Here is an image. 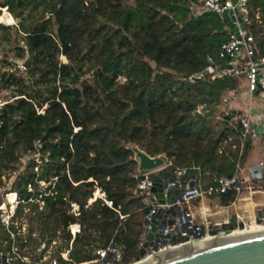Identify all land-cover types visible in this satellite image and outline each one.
<instances>
[{
	"label": "trees",
	"instance_id": "trees-1",
	"mask_svg": "<svg viewBox=\"0 0 264 264\" xmlns=\"http://www.w3.org/2000/svg\"><path fill=\"white\" fill-rule=\"evenodd\" d=\"M191 2L2 0L0 7L20 20L16 28L25 47L16 54L24 76L10 75L8 88H14L0 106V175L32 157L37 176L18 181L14 192L19 204L35 205L37 224L29 233L37 232L40 243L11 239L19 228L10 225L0 253L31 242L49 244L58 234L63 242L58 253L63 252L72 239L69 227L77 224L72 262L90 261L96 249L113 243L121 251L120 264H131L148 213L143 197L134 193L136 152L164 155L172 163L168 170L194 164L205 181L233 175L235 153L220 146L232 133L229 117L214 122V112L235 79L189 80L207 68L208 57L223 63L216 56L227 29L215 13L194 15ZM38 8V17L24 16ZM249 8L259 14L250 27L259 58L264 0H249ZM9 28L0 24V30ZM249 150L247 144L244 156ZM218 198L227 206L235 193Z\"/></svg>",
	"mask_w": 264,
	"mask_h": 264
},
{
	"label": "built area",
	"instance_id": "built-area-1",
	"mask_svg": "<svg viewBox=\"0 0 264 264\" xmlns=\"http://www.w3.org/2000/svg\"><path fill=\"white\" fill-rule=\"evenodd\" d=\"M191 10L194 15L199 16L203 13H215L221 16L224 10L233 11L234 21L233 24L237 28V34L231 33L227 29V38L225 42L220 46L216 59L223 61L222 64H217L211 58H207V68L202 72L189 77L191 82L201 81L207 77L211 80H222L226 77L244 79V91L248 94L247 104H242L239 98V92H242L237 87L227 90L221 97L222 115L229 117L227 122L232 129V133L224 139L220 146L229 145L231 151L235 153L234 158V173L231 177H210L207 181L204 180L200 168L191 165V168H173L170 160L163 161L162 166L147 171H139L134 175L135 179H139L135 195L143 197L144 207L148 210V213L144 216L143 222H149L153 214L158 209H172L174 216L169 214L167 219L172 220L171 226H165L166 231L170 232L169 238L165 237V233L162 231L163 239L167 245H158L156 251L146 253L140 258V261L152 258V255L165 251L166 247L175 248L184 246L190 242L202 238L203 227L197 224L194 220L195 217L192 212V206L195 201H199L201 210L207 213L208 208H204L201 204L204 200L219 199L218 196L227 192H234L235 199L224 209L234 206L237 202L242 200H251L252 196L264 193V182L260 172L264 169V161L260 162L251 171V177L256 182L246 180L241 177L243 171V163L245 160V148L247 144H251L259 137L258 123L255 119V115L263 114L264 107H258L255 105L254 100L263 99L264 93V56L256 58L255 39L250 32V27L253 20L259 21V14L255 13L254 18L251 17L249 0H236L235 6H232L231 0H192ZM246 25V29L240 28L241 23ZM243 105L244 108H241ZM202 107L198 106L196 113L200 114ZM223 120V117L221 121ZM264 133V129L262 130ZM154 159L156 157H150ZM189 170L194 171L193 174H189ZM163 173H167V184L164 188L165 192L168 189L178 190V194L173 195L174 202L170 204H159L157 198L150 193V180L160 178ZM191 187V193L186 194ZM245 196V197H243ZM110 206V203H107ZM191 205V209H190ZM180 210L183 217L188 218L190 222L191 231L182 232L180 230V218L177 211ZM236 215V214H235ZM237 216V215H236ZM238 218V216H237ZM239 219V218H238ZM162 219H159V222ZM227 223H223L226 225ZM222 224L216 223L213 225L217 235L227 233L229 230L220 231L218 228ZM76 227V231L72 232V239L68 250L57 253L56 256L50 254V251L44 250L35 259L28 258L26 256L19 255L17 250L12 248L8 251L0 253V264H120L121 251L120 249L110 243L105 249H96L93 252L94 258L90 261L81 263L72 262L70 259V250L72 241L75 235L79 233V225H72ZM70 226V229L72 228ZM205 226V225H204ZM215 228V229H214ZM150 226H143V234L141 242L139 243V249L145 241L146 232L150 230ZM210 230L207 231V234ZM216 235V236H217ZM55 244V243H53ZM135 261V260H134ZM137 262H134L135 264Z\"/></svg>",
	"mask_w": 264,
	"mask_h": 264
},
{
	"label": "rangeland",
	"instance_id": "rangeland-1",
	"mask_svg": "<svg viewBox=\"0 0 264 264\" xmlns=\"http://www.w3.org/2000/svg\"><path fill=\"white\" fill-rule=\"evenodd\" d=\"M41 1V0H39ZM2 3V0H0V5ZM40 8L37 10L31 11H25L24 16L27 17L30 15L33 19L38 17L40 15ZM251 13V12H250ZM254 12L251 13V17L254 18ZM258 14V13H257ZM20 20L13 17L12 14H10L5 8L0 7V24H3L5 26L10 27L9 30L3 31L0 30V106L4 104L6 100H8L11 96L12 89L14 88H8L9 82L12 81L10 75L13 74L17 79L18 77L24 76L20 71H24V68L21 67L23 64V60H20L16 57L17 54V48L18 47H25L24 45V35L17 31V24ZM260 31L264 33V27L260 26L258 28ZM60 60L65 63L66 60L63 57H60ZM149 64L154 67V64L152 62H149ZM20 71H17V70ZM176 75L175 73H173ZM121 82L124 81L123 78L119 79ZM234 87H237L242 92H239V98L242 104H247L248 102V94L246 91H244V79L243 77L238 79H235L234 81ZM255 105H258V107H264L263 99H256L254 100ZM221 106H219L215 112H214V122L221 123V119L223 117L221 112ZM264 142V136L261 135L253 142L254 149L251 153V161L252 163H257L260 159L263 157V151H262V143ZM130 149H136L137 147L133 145L127 146ZM32 157L27 155L19 160V163L17 164V169L13 171H2L0 175V239L4 236L5 230L10 226L13 225L15 229L19 228L17 231V234H10V238H15L17 235L20 236V239L23 241H27L29 238L35 240L36 242L40 243L39 235L37 232H33V234L29 233V230L31 227L34 228V226L37 224V221L34 219V213L33 210L35 209V205L33 204H19V198L17 194L14 192L15 184L18 181H27L31 177H36L38 174V171L36 168H32L30 166V161ZM156 158H160L161 160L165 161L166 158L164 155L157 156ZM134 159L137 162V165L140 160V152L135 153ZM40 187L42 189L45 188L44 184H40ZM11 193L15 194L14 200L11 201L9 198V195ZM97 195V193L95 194ZM256 195L252 196L251 200H242L237 202L234 206L230 208L224 209L225 213L221 214L220 211H222L221 208H225L227 206H222L219 199H211V200H205L201 206H204V208L207 209V213H204L201 210L199 201H195L193 203L192 209L190 205V209L193 212V215L195 217V222L202 226L203 233L201 237H204L207 235V231L213 229V225L216 223L222 224L218 229L220 231L229 230L232 231L234 229H238L236 224H230L229 217L231 215L236 214L239 219L238 221L243 222V224L246 226L250 224L251 221L256 220L255 211L257 209L263 208V206H260V201L264 200H258V197L264 198V193H259L257 197ZM245 197V196H243ZM255 197V198H254ZM42 204H38V210H41ZM73 212H77V208H72ZM223 212V211H222ZM18 214V217L15 216ZM230 215V216H229ZM223 223H227L226 225H223ZM264 224V221L262 222ZM205 225V226H204ZM215 229V228H214ZM72 228L69 227V233L71 234ZM73 232V231H72ZM61 235L58 234V238L53 239L49 244L46 242L40 244L39 247H36L33 242L27 244L22 250H19L17 247H13V250H17L19 255L26 256L31 259H35L43 250L50 251V254L53 256H56L59 250V247L62 246L63 242L60 238ZM72 236V234H71ZM73 238V237H72ZM55 243V244H53ZM7 244L3 243L2 247H5ZM6 249L2 248L1 252H5ZM135 261H133L131 264H133Z\"/></svg>",
	"mask_w": 264,
	"mask_h": 264
},
{
	"label": "water",
	"instance_id": "water-1",
	"mask_svg": "<svg viewBox=\"0 0 264 264\" xmlns=\"http://www.w3.org/2000/svg\"><path fill=\"white\" fill-rule=\"evenodd\" d=\"M232 6H235L236 0H231ZM222 23L231 31L237 34V28L233 24V11L224 10L220 16ZM241 23V20L238 18ZM240 28L246 29V25L241 23ZM264 97V93L262 94ZM264 112V110H263ZM163 161L160 158L151 159L147 155L140 152V160L138 163L139 171L153 170L162 166ZM167 173H163L160 178L150 180V193L157 198L159 204H170L174 202L173 195L178 194L176 189H168L165 192L164 188L167 184ZM171 214L174 216L172 209H158L149 222L144 221L143 226H150V230L146 232L145 241L139 249L135 262H139L140 258L146 253L156 251L158 245H167L166 241H162V228L171 226L172 220L167 219ZM256 224H262L264 221V208L255 211ZM162 219L159 222V219ZM230 224H236L238 228H243V222L238 221L237 216L231 215L228 221ZM209 236H216L215 230L208 232ZM142 264H264V234L247 237L238 240L225 241L220 243H213L197 249L185 250H165L160 253L152 255V259Z\"/></svg>",
	"mask_w": 264,
	"mask_h": 264
},
{
	"label": "bare ground",
	"instance_id": "bare-ground-1",
	"mask_svg": "<svg viewBox=\"0 0 264 264\" xmlns=\"http://www.w3.org/2000/svg\"><path fill=\"white\" fill-rule=\"evenodd\" d=\"M189 193H191V187H190L189 191L186 192V194H184V195H187ZM9 198L11 199V201L14 200L15 194L11 193L9 195ZM177 214L180 218V226H179L180 230L184 233L191 231L189 219L183 217L180 210L177 211ZM72 231L73 232L76 231V228L73 226H72ZM162 231L165 233L166 238L170 237L171 233L166 231L165 227L162 228ZM262 234H264V224L263 223L262 224H256V222L251 221L250 224L244 226L243 228L234 229V230L229 231L227 233L219 234L217 236H209L207 234L204 237L197 239V240H194V241H192L189 244H186L184 246H179V247H175V248L166 247L165 250L167 249V250L179 251L182 249L185 250L187 248L188 249H197V248H202L205 246L212 245L213 243L238 240V239H243V238L262 235ZM151 259L152 258H149V259H146L145 261H141V262H138L135 264H142V263H145Z\"/></svg>",
	"mask_w": 264,
	"mask_h": 264
},
{
	"label": "crops",
	"instance_id": "crops-1",
	"mask_svg": "<svg viewBox=\"0 0 264 264\" xmlns=\"http://www.w3.org/2000/svg\"><path fill=\"white\" fill-rule=\"evenodd\" d=\"M242 107L241 108H244V106L243 105H241ZM256 106H258V105H256ZM222 108V107H221ZM222 110V109H221ZM255 119H256V121H257V123H258V130H259V137L261 136V135H263L264 136V133H263V129H264V113L263 114H259V115H255ZM258 139V138H257ZM254 142V141H253ZM253 142L250 144V150H249V152L247 153V155H246V157H245V160H244V163H243V171H242V173H241V177H244L246 180H251L252 182H256L255 180H253L252 179V177H251V174H252V170L255 168V166H257V164L258 163H260V162H262V161H264V142L262 143V151H263V157H262V159H260L257 163H252V161H251V153H252V151H253V149H254V146H253ZM260 175H261V177H262V181L264 182V169H262L261 170V172H260ZM257 195L258 194H256V196L255 197H257ZM254 197V198H255ZM258 200H264V198L263 197H258ZM205 201V200H204ZM261 203L259 204L260 206H263V208H264V202L263 201H260ZM221 212V214H224L225 212H222V211H220ZM230 216V215H229ZM231 217V216H230ZM229 217V218H230ZM239 218V217H238ZM73 227H75V226H73ZM76 228V227H75Z\"/></svg>",
	"mask_w": 264,
	"mask_h": 264
}]
</instances>
